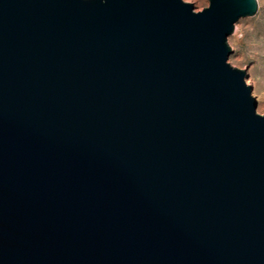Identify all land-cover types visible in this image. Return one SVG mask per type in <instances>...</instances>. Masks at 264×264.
Masks as SVG:
<instances>
[{
  "label": "water",
  "instance_id": "1",
  "mask_svg": "<svg viewBox=\"0 0 264 264\" xmlns=\"http://www.w3.org/2000/svg\"><path fill=\"white\" fill-rule=\"evenodd\" d=\"M208 1L0 0V264H264L258 3Z\"/></svg>",
  "mask_w": 264,
  "mask_h": 264
},
{
  "label": "rangeland",
  "instance_id": "2",
  "mask_svg": "<svg viewBox=\"0 0 264 264\" xmlns=\"http://www.w3.org/2000/svg\"><path fill=\"white\" fill-rule=\"evenodd\" d=\"M199 11L208 6V0H184ZM255 15L239 19L234 32L228 37L231 53L228 62L239 69L245 68V81L257 101V112L264 113V0H257Z\"/></svg>",
  "mask_w": 264,
  "mask_h": 264
}]
</instances>
